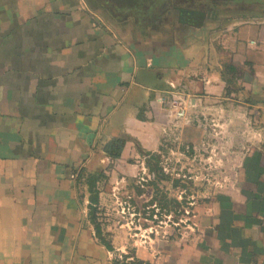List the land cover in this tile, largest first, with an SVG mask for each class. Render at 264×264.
Masks as SVG:
<instances>
[{"label": "crops", "instance_id": "0c3cea01", "mask_svg": "<svg viewBox=\"0 0 264 264\" xmlns=\"http://www.w3.org/2000/svg\"><path fill=\"white\" fill-rule=\"evenodd\" d=\"M108 3L0 0V264H264V17ZM172 84L189 121L160 101ZM167 141L238 150L234 183L196 206L186 237L98 234L88 177L101 208L117 189L146 197L137 182Z\"/></svg>", "mask_w": 264, "mask_h": 264}, {"label": "rangeland", "instance_id": "374dc122", "mask_svg": "<svg viewBox=\"0 0 264 264\" xmlns=\"http://www.w3.org/2000/svg\"><path fill=\"white\" fill-rule=\"evenodd\" d=\"M95 1L104 3V0ZM106 1L109 2L106 5L108 8H113L114 4L130 7L129 12L133 15L146 12L166 13L169 10L177 14V9L182 8L197 9L203 14L214 11L223 14L222 11L231 10L238 15L243 13L253 14L259 19L264 17V0ZM262 121L264 122V116ZM263 145L264 129H255V174L264 171ZM149 156H153V161L145 166L149 177L144 178L146 181L137 182V186L145 185L146 197H127L117 189L112 201L107 202L103 208L96 203L92 213L89 212L90 219L104 236L110 234L105 231L109 226L110 232L123 231L122 236L125 234L129 242L130 239L148 240L147 237L152 234L186 237L188 232H192L196 206L209 201L211 194L223 189L227 184L234 183L229 178L238 172L241 158L238 150H229L226 157L221 159L219 156L223 155L219 149L207 145H200L198 148L183 143L177 145L174 141L165 142L159 153H149ZM225 177L228 179L223 181ZM132 250L133 248L128 252Z\"/></svg>", "mask_w": 264, "mask_h": 264}, {"label": "trees", "instance_id": "16d2710c", "mask_svg": "<svg viewBox=\"0 0 264 264\" xmlns=\"http://www.w3.org/2000/svg\"><path fill=\"white\" fill-rule=\"evenodd\" d=\"M195 13L196 14L194 16L186 13L183 17H185V18L186 17L187 18L188 17L189 18L190 17L193 18V17L198 16V15L202 16V14H203L202 12H199V11H195ZM226 90H227V93H229V88L228 87L226 88ZM124 143H125V138L124 137L113 138L112 140H110L108 143H106L103 146V151H104V153L107 156H109L111 158H118L120 156V153L122 151ZM153 156H149V160L150 161H153ZM82 172H83V170L81 169L80 173H82ZM99 177H100V174H97V175L96 174H94V175L92 174V175H90L88 177V180H87L88 181L89 191H90V194H91V202L93 203V205L96 204L97 201H98V191L96 189V182L98 181ZM93 205H92V207L90 209V213H92V210L94 209ZM98 234H99V231H98ZM104 243L106 244L107 247L111 248V245L109 244V242H107V241L105 242L104 241ZM132 264H137V263L133 262Z\"/></svg>", "mask_w": 264, "mask_h": 264}, {"label": "built area", "instance_id": "2783aa9c", "mask_svg": "<svg viewBox=\"0 0 264 264\" xmlns=\"http://www.w3.org/2000/svg\"><path fill=\"white\" fill-rule=\"evenodd\" d=\"M168 95L160 99L161 103L165 105L169 111V114L175 121L188 120V108H189V96L183 91L179 90L175 85H171V90L167 91ZM188 213V211H186ZM128 257L127 259H131ZM119 259L122 260V255H119Z\"/></svg>", "mask_w": 264, "mask_h": 264}, {"label": "flooded vegetation", "instance_id": "af4514ba", "mask_svg": "<svg viewBox=\"0 0 264 264\" xmlns=\"http://www.w3.org/2000/svg\"><path fill=\"white\" fill-rule=\"evenodd\" d=\"M213 2H217L216 0H213ZM195 11H200V10H196V9H194V10H185V9H180V8H178V12L181 14V18L187 13V14H190V15H195L196 13H195Z\"/></svg>", "mask_w": 264, "mask_h": 264}]
</instances>
